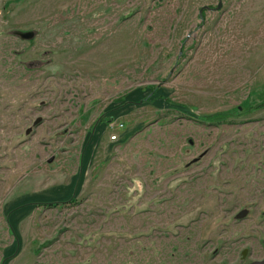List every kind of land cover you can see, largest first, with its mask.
Returning a JSON list of instances; mask_svg holds the SVG:
<instances>
[{
    "label": "rangeland",
    "instance_id": "obj_1",
    "mask_svg": "<svg viewBox=\"0 0 264 264\" xmlns=\"http://www.w3.org/2000/svg\"><path fill=\"white\" fill-rule=\"evenodd\" d=\"M263 243L264 0H0V264Z\"/></svg>",
    "mask_w": 264,
    "mask_h": 264
},
{
    "label": "water",
    "instance_id": "obj_2",
    "mask_svg": "<svg viewBox=\"0 0 264 264\" xmlns=\"http://www.w3.org/2000/svg\"><path fill=\"white\" fill-rule=\"evenodd\" d=\"M216 7H217L218 9L221 8V2H219V3L217 4ZM49 161H51V159H50ZM250 264H264V258L261 259V260L253 261V262H251Z\"/></svg>",
    "mask_w": 264,
    "mask_h": 264
},
{
    "label": "crops",
    "instance_id": "obj_3",
    "mask_svg": "<svg viewBox=\"0 0 264 264\" xmlns=\"http://www.w3.org/2000/svg\"><path fill=\"white\" fill-rule=\"evenodd\" d=\"M93 149H94V146H92V147L90 148V152L88 153V157H87L86 162H88V160H89V158H90V156H91L90 154L92 153ZM87 165H88V163H86V166H85V167H87Z\"/></svg>",
    "mask_w": 264,
    "mask_h": 264
},
{
    "label": "trees",
    "instance_id": "obj_4",
    "mask_svg": "<svg viewBox=\"0 0 264 264\" xmlns=\"http://www.w3.org/2000/svg\"><path fill=\"white\" fill-rule=\"evenodd\" d=\"M65 202V201H62ZM62 202H50V203H42V204H54V203H62Z\"/></svg>",
    "mask_w": 264,
    "mask_h": 264
},
{
    "label": "flooded vegetation",
    "instance_id": "obj_5",
    "mask_svg": "<svg viewBox=\"0 0 264 264\" xmlns=\"http://www.w3.org/2000/svg\"><path fill=\"white\" fill-rule=\"evenodd\" d=\"M263 252H264V243H263ZM264 258V255L261 257V258H259V259H257V260H261V259H263ZM256 261V260H255Z\"/></svg>",
    "mask_w": 264,
    "mask_h": 264
},
{
    "label": "built area",
    "instance_id": "obj_6",
    "mask_svg": "<svg viewBox=\"0 0 264 264\" xmlns=\"http://www.w3.org/2000/svg\"><path fill=\"white\" fill-rule=\"evenodd\" d=\"M114 138V137H113Z\"/></svg>",
    "mask_w": 264,
    "mask_h": 264
}]
</instances>
